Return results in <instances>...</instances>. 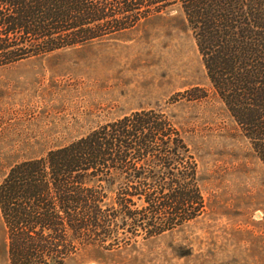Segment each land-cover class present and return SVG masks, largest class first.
Segmentation results:
<instances>
[{"label":"trees","instance_id":"obj_1","mask_svg":"<svg viewBox=\"0 0 264 264\" xmlns=\"http://www.w3.org/2000/svg\"><path fill=\"white\" fill-rule=\"evenodd\" d=\"M179 10L209 83L264 164V0H0V66L112 37ZM206 96L202 87L190 90ZM205 209L197 161L171 119L140 109L0 182L8 264H64L172 231Z\"/></svg>","mask_w":264,"mask_h":264},{"label":"rangeland","instance_id":"obj_2","mask_svg":"<svg viewBox=\"0 0 264 264\" xmlns=\"http://www.w3.org/2000/svg\"><path fill=\"white\" fill-rule=\"evenodd\" d=\"M202 87L206 96L190 90ZM162 110L195 155L205 201L196 219L64 264H264V164L207 78L192 31L175 9L112 37L0 66V182L45 155L140 109ZM0 213V264H8Z\"/></svg>","mask_w":264,"mask_h":264}]
</instances>
